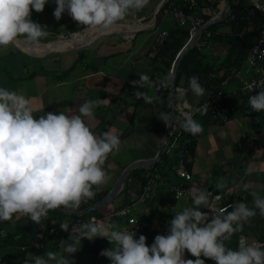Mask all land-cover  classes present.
Masks as SVG:
<instances>
[{"label": "crops", "instance_id": "obj_1", "mask_svg": "<svg viewBox=\"0 0 264 264\" xmlns=\"http://www.w3.org/2000/svg\"><path fill=\"white\" fill-rule=\"evenodd\" d=\"M214 1L209 0V5L204 2L199 3L200 7L196 10V15H201L205 23L217 15L226 4L223 0H217L213 4ZM252 1L246 0L241 3L240 0H233V5L249 8L253 7ZM258 1L264 5V0ZM182 4L185 5L184 0H149L148 5L141 11L133 12L124 20L119 21L142 25V28L135 33L126 26L122 28L133 33L130 40L125 39L127 34L112 32V36L104 35L106 37L96 38L80 46L28 51L13 43L7 47L6 51L0 49V87L16 91L29 98L37 118L47 112L63 111L67 115L78 114L76 110L83 102L104 99V102L94 110L95 118L85 119V123L97 136L112 130L121 141L119 151L110 154L103 166L110 177L103 185L104 196L113 189L119 174L125 167L138 159L154 157L162 143L166 125L159 120V113H167L169 87L166 95L165 89L159 87L160 81L166 77L161 70L163 63L160 62H167L173 49L167 51L161 61L157 59L155 64L152 62L155 50L152 46L158 32L166 30L169 33L179 27L173 10L176 7H183ZM55 7L54 0H48L43 12L32 11L31 13V19L34 22L38 23L40 19H44V22L48 20L45 24L49 25L44 27L48 36L40 41L42 45L63 43L59 40L66 38L67 34L62 30L57 32L56 27L68 26L70 37L85 30L82 26L79 27L66 12L57 21L52 15ZM228 16L222 21L211 23L214 25L216 34L229 35L232 33L230 16ZM204 26L191 46L199 45L202 54L201 61L215 68L226 62L227 44L218 39L209 38L211 35L207 36L206 33L210 34V32L206 31L207 27ZM202 33L205 36L200 39ZM188 38L184 40V44ZM255 39L249 43L248 49L256 41ZM248 68L245 56L239 66L234 64L222 70L225 77L232 70H240L244 78L259 77L258 72L247 71ZM139 74H146L153 79L154 87L152 89L145 87V90L150 96H158L157 101L145 103L144 106L135 105L134 96L125 85L130 79H139ZM183 81L181 78L175 87L182 86ZM219 85L220 83L211 90L219 88ZM221 90L226 94V105L231 108L230 121L226 123L211 121L206 117V113L201 112L194 116V119L202 125L203 132L194 137L193 151L189 153L187 168L192 173V180L188 184L203 191L206 188L221 190L232 204L245 202L252 207L251 192L264 197V111L253 112L251 110L248 98L257 92L243 89L238 79H231L221 87ZM207 95L208 93L205 92L203 96L196 97L191 91H187L183 97H180L174 90L172 117L176 116V107L181 98L189 104H195L203 102ZM246 135L254 136V139L247 141L244 138ZM158 172L161 178L153 186L154 206H148V211H145V205L136 204L138 206L134 214L160 235L161 229L168 225L173 214L182 211L185 207H192L193 202L192 195L180 199L173 197L170 186L183 182V180L177 176L175 165L170 158L165 162L161 161ZM217 184H224L225 188L218 189ZM244 184H248V191L243 190ZM121 191L110 202L98 209L103 208L105 213L99 211L96 214H110L119 208L122 205ZM201 209L206 213L203 207ZM228 211H232V208ZM66 214L68 216L63 217L64 220L72 218L70 216L72 213ZM113 221L115 224L116 219ZM119 221H122V226L126 223L122 218ZM23 224L29 227L36 225L27 217L0 222V245L3 246H0V264H22L23 260L30 259L31 251L25 252L22 259L10 257L8 260L5 254L2 255L9 249L8 244L5 243L7 235H14L15 230ZM43 224L42 221L38 225L39 228ZM122 226H118L117 229ZM262 234H264V217L257 214L250 219V222L244 224L240 232L233 235L230 242L226 243L235 250L251 244L254 240H264ZM139 235L140 232L136 238H139ZM68 237L69 235H64L61 240L57 239L58 237L51 238L39 255L46 256L49 251L60 254L62 252L60 242L67 240ZM240 239L244 241L240 242ZM95 242L98 243L99 250L93 252ZM85 243H87L86 248ZM76 247L79 250L71 258L68 257L74 264H110L106 257L99 254L110 247L106 239L95 238L92 241L83 239L80 246ZM185 259L195 258L186 253ZM52 264L55 262L53 261ZM205 264H214V262L205 259Z\"/></svg>", "mask_w": 264, "mask_h": 264}, {"label": "clouds", "instance_id": "obj_2", "mask_svg": "<svg viewBox=\"0 0 264 264\" xmlns=\"http://www.w3.org/2000/svg\"><path fill=\"white\" fill-rule=\"evenodd\" d=\"M47 2L0 0V49L6 51L21 37L25 43L38 46L48 33L31 19V13L43 12ZM54 2L56 7L52 15L57 21L66 12L85 30L110 34L119 21L141 11L149 0ZM170 80V75L163 78L159 87L167 89ZM188 81L186 92L191 91L196 97L205 94L198 77H189ZM131 84L136 89L133 95L137 99L143 98L146 103L159 99L138 90L154 87L148 75L139 74V80ZM261 88L248 98L253 112L264 111V81ZM103 102L104 99L85 101L76 110L78 114L47 112L37 118L29 98L0 87V222L27 217L39 225L49 211L60 208L77 211L82 203L95 197V188L108 182L110 177L103 166L110 154L119 151L121 141L112 130L97 136L85 123V119L95 118L94 110ZM207 107L183 112L177 120L179 128L193 136L201 134L202 125L193 115L205 112ZM159 120L169 126L170 114L160 112ZM216 187L224 189L225 185L217 184ZM248 187L244 184L243 190L248 191ZM250 195L252 207L237 202L229 205L232 211H228V207L215 209L205 191H194L193 206L173 214L167 235H156L151 246L146 244L144 235L136 238V232L117 229L114 224L95 217L72 229L67 223H61L60 228L70 232L68 239L60 242L62 252L30 255L22 264H52L53 261L74 264L68 257L79 250L76 246H80L82 239L92 241L95 238L108 241L110 247L99 254L110 264H205V259L214 264H264V245L253 242L234 250L226 243L252 217L257 214L264 217V197L256 192ZM202 207L211 209V217L200 210ZM186 253L195 259H185Z\"/></svg>", "mask_w": 264, "mask_h": 264}, {"label": "built area", "instance_id": "obj_3", "mask_svg": "<svg viewBox=\"0 0 264 264\" xmlns=\"http://www.w3.org/2000/svg\"><path fill=\"white\" fill-rule=\"evenodd\" d=\"M184 1L186 8L176 7L173 10V14L179 26H188L189 40L196 34V32L200 28L204 26L205 19L201 15H196V10L200 7L198 0ZM252 6L254 9L260 12L262 27L259 29L257 40L248 49L246 62L249 66L247 71L255 70L259 73V77L244 78L240 70H232V72L220 82L219 88L210 90L208 92V95L203 102L189 104L188 102L183 100V98H181V101L177 104L176 116L172 117L165 142V148L163 151V153H166L170 160L174 163L177 176L183 180V182L172 184L170 186V191L172 192L173 197L176 199L187 197L188 195H192L194 191H199L198 189L191 187L188 184L192 180V173L187 168V162L189 161V150L187 145L190 142V137L187 136L186 132L182 131L179 128L177 123L178 118H181L182 113L190 111L191 108L208 106L205 112L213 121L226 123L230 121L229 115L231 112V108L226 105V94L221 90V87L224 84L235 78L242 83V88L249 92L255 93L261 89V82L264 81V5H262L258 0H253ZM206 35L209 36L210 34L206 33ZM132 36L133 33L129 32L125 36V39L130 40ZM167 36L168 32L166 30L158 32L152 48L155 49L157 45L163 43ZM210 77L214 78L215 74L211 73ZM185 90L186 89L182 86L175 87V91L180 97H183L186 92ZM197 113L199 112L194 113L193 118ZM244 138L247 141H252L254 139V136L246 135L244 136ZM147 177L148 180L143 189V192L140 194L138 199L133 201L130 205L122 206L113 210L110 214L105 215L96 214L94 212H88L78 216L76 215L71 219L63 220L62 223H67L69 225V228L72 229L78 227L81 223L89 222L94 217L110 224H114L113 219L122 218L126 223L119 229L134 231L137 235L138 232H140L146 226V224L144 220L136 217V215L134 214L135 209L138 206L136 204L145 205V211H148V205L146 204V202L152 196L154 183L157 180H160L161 175L157 171H150L147 173ZM94 190L96 191L95 197L93 199L87 200L86 203H82L79 209H76L77 211L85 209L86 207L103 197L105 193L103 185L95 188ZM204 191L208 194L209 200L215 209L219 210L222 207H228L229 205H232V202L228 201L225 198L224 193L221 190L206 188ZM203 208L206 213L209 214V216L212 215L211 209L207 207ZM230 208L231 207H228V209ZM56 228L57 227L55 226L54 220H51L48 224L44 223L42 225L41 230L37 231L36 233V241L33 244V252H36L42 247L49 234L53 233ZM167 228L168 225L161 229V235H167ZM67 234H70V232H67ZM253 242L264 245V240H254L251 242V244ZM22 249H25V247L23 246ZM75 253L69 255V258H71Z\"/></svg>", "mask_w": 264, "mask_h": 264}, {"label": "trees", "instance_id": "obj_4", "mask_svg": "<svg viewBox=\"0 0 264 264\" xmlns=\"http://www.w3.org/2000/svg\"><path fill=\"white\" fill-rule=\"evenodd\" d=\"M200 4H208L209 0H198ZM217 0L213 2L216 3ZM183 8H186V5L182 4ZM252 9V10H251ZM230 26L232 33L231 34H216L214 25L211 24L207 27L206 31L210 32V37L213 39H218L220 41H223L227 44V54L226 57L227 60L224 64L219 65L218 67H212L210 64H204L201 61V48L199 45L194 44L192 45L184 54L182 57L180 64L178 66L177 72H176V79L175 83L176 85L179 84L180 79L182 78L184 81L181 83L182 87L185 89L188 88V78L192 76H196L199 78L200 84L204 87L205 92L208 93L209 90H211L214 87H217L220 81L225 77V73L223 72L222 68L224 67H230L234 64H237L239 66V63L242 59L246 56L247 49L249 43L253 42L255 38L258 36V30L260 29L262 25L261 21V15L260 12L256 9H253V7L249 8H242L240 5H233V8L230 13ZM228 16V17H229ZM207 19V17H205ZM189 36L188 26H179L174 31H171L168 33V36L166 39L161 43L160 45H157L154 50V55L152 62L156 64V60L161 61L163 56L166 54L167 51L172 50L170 56L168 57L167 62L161 61L160 63H163L162 71L166 74V77L169 76V71L171 69V64L176 57V54L181 49V47L184 44V40L187 39ZM205 36L204 33L200 35V39ZM205 38V37H204ZM256 40V39H255ZM155 70L158 71V68L155 67ZM214 73L215 77H210V74ZM151 80H153L151 77H149ZM139 80L136 78L130 79L127 84L125 85L126 89H129V91L133 94V92L136 90L133 88L131 81ZM139 91L146 92L145 88L138 89ZM168 93V88L165 89V95ZM134 96V95H133ZM135 99V105L136 106H144L145 100L143 98L137 99L134 96ZM206 113V112H203ZM206 117L208 120L213 121L210 116L206 113ZM187 136L190 137V142L188 143L187 147L189 150V153H192L193 151V144L195 143V139L193 135L187 133ZM169 159L166 153H163L160 157V159L153 164V166L144 168V167H137L132 169L126 178V182L124 184V187L121 191V200H122V206L130 205L133 201L138 199L140 194L143 192V189L147 183L148 177L147 173L150 171H157L160 168L161 161L165 162ZM158 181V180H157ZM146 204L149 207H153L155 204V200L152 198V196L147 200ZM119 207V208H120ZM94 213H98V211H94ZM68 216L61 208L49 211L48 216L45 220H43L44 223L48 224L51 220H54L55 226L57 227L56 230L49 234L46 241L43 243L42 247L38 249L36 252H33L34 249V242L36 241V233L37 231L41 230V227L34 225V227H29L25 224L18 227L15 230V234H9L5 238V243L8 244V251L5 254V257H8V260L10 257L12 258H20L22 259L24 257V253L27 251H31V255H39V252L45 248L46 243L53 237H58L57 239L61 240L63 236H67V232L63 231L60 228V224L63 222V217ZM72 218L75 217L74 214L70 215ZM114 223V221H113ZM140 235H144L146 237V244L148 246H151V244L154 241V237L158 235L156 231L152 230L150 226L144 227L140 231ZM139 235V236H140ZM161 235V234H160ZM262 237H264V234H262ZM98 243L95 242L93 245V252L99 250V246H97ZM87 243L84 244L86 248ZM1 246V245H0ZM25 247V249H22V247ZM3 247V246H1ZM4 249V248H2ZM12 250L15 252H12ZM16 258V259H17Z\"/></svg>", "mask_w": 264, "mask_h": 264}, {"label": "water", "instance_id": "obj_5", "mask_svg": "<svg viewBox=\"0 0 264 264\" xmlns=\"http://www.w3.org/2000/svg\"><path fill=\"white\" fill-rule=\"evenodd\" d=\"M223 1L226 2L224 8L221 9L217 15L213 16L211 19L206 21L204 27H208L211 23L224 20L228 16V14L231 12V9L233 7V0H223ZM117 24H122L123 26H126L133 33H135L136 31H138L142 28V25L138 24V23L118 22ZM200 31H201V28L196 32V34L193 37H191L184 44V46L181 48V50L177 53V55L173 61V64H172V68L170 71L171 80H170V84H169L168 106H167V113L170 114V124L172 121V103H173V96H174V90H175V85H176V83H175L176 72H177V69H178V66L180 64L182 57L184 56V54L188 50V48L191 46L195 37L200 33ZM99 36H100V34H95L94 38L87 37L84 39L85 42H83L81 45L87 44L90 41L98 38ZM70 38L71 37L69 36V37L64 38L62 40H66V39H70ZM20 42L23 43L25 47L29 48L28 46H30V45L25 43L24 38H19L15 43H16V45H18ZM74 46H76V44H74ZM28 51H30V50H28ZM170 124H169V126H170ZM169 126L166 125V129H165V132L163 135L162 143H161L157 153L155 154V156L150 158V159H138V160L132 162L131 164H129L127 167H125L123 169V171L119 174L113 189L108 194H106L103 198H101L97 202L91 204L90 206H88L85 209L80 210V211L65 210L63 208H61V209L63 211H65L66 213H72V214L78 216V215L85 214L88 212L96 211V210L100 209L102 206L106 205L108 202H110L115 197V195L121 191V189L123 188L124 182H125V178L132 169L137 168V167L148 168L160 159L161 155L163 154L164 148H165V142H166ZM241 241H244V240L240 239V242Z\"/></svg>", "mask_w": 264, "mask_h": 264}, {"label": "bare ground", "instance_id": "obj_6", "mask_svg": "<svg viewBox=\"0 0 264 264\" xmlns=\"http://www.w3.org/2000/svg\"><path fill=\"white\" fill-rule=\"evenodd\" d=\"M124 26L122 24H116L112 30V32H120V33H123V34H128L129 31L128 30H125V29H122ZM125 31H128V32H125ZM111 32V33H112ZM77 34V33H76ZM74 34V35H76ZM95 34H101V35H107L109 33H101V32H91V31H87V30H84L82 31V33L77 36L76 38L72 39L70 38L69 41H67L65 43V45L62 43H58V44H53V45H48L49 43L47 44H40L38 46H28L29 48L25 47L23 43H19L18 45L24 49H27V50H30V51H43V50H47V48H49L48 50H51V49H60V48H64L66 46H72L74 44L76 45H81L83 42H85V38H87L89 36V38H94ZM72 39V40H71ZM68 40V39H67ZM59 42V41H58ZM53 43H57V42H53ZM60 44V45H59ZM58 46V47H56Z\"/></svg>", "mask_w": 264, "mask_h": 264}, {"label": "rangeland", "instance_id": "obj_7", "mask_svg": "<svg viewBox=\"0 0 264 264\" xmlns=\"http://www.w3.org/2000/svg\"><path fill=\"white\" fill-rule=\"evenodd\" d=\"M241 1V3H243V2H245L246 0H240ZM39 22V24L40 25H42L43 27H47L48 25H46L45 24V22H48V20H45V22H44V19H40V20H38ZM63 25V24H62ZM51 26V25H50ZM56 30H58L57 32H60V30H62V32H64L65 34H67V37H69L70 36V32H69V27L68 26H66V25H63L62 27H56ZM82 32H80V33H77L76 35H73L71 38L72 39H74V37H76V36H79L80 34H81ZM113 35V33H110V34H107L106 36H112ZM106 36H104V35H100L98 38H103V37H106ZM66 37V38H67ZM71 39V40H72ZM60 42H63V44L65 45V43L67 42V41H69V39L67 40H59ZM58 42V41H57ZM62 44V43H61ZM60 45V44H59ZM80 46V45H79ZM101 209V208H100ZM202 212H203V210L202 209H200ZM96 211H100V212H103V213H105L104 212V209L102 208V210H96ZM121 218H116V221H115V226H116V228H118V226H122L123 224H122V221H119Z\"/></svg>", "mask_w": 264, "mask_h": 264}]
</instances>
